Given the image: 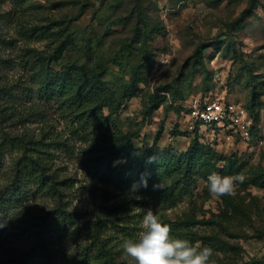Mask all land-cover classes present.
I'll list each match as a JSON object with an SVG mask.
<instances>
[{
	"label": "rangeland",
	"instance_id": "1",
	"mask_svg": "<svg viewBox=\"0 0 264 264\" xmlns=\"http://www.w3.org/2000/svg\"><path fill=\"white\" fill-rule=\"evenodd\" d=\"M140 38L147 50L133 43ZM122 44L126 66L119 72L111 60ZM96 63L107 64L108 72L94 92L71 106L83 111L101 105L102 113L96 117L87 122V113L80 117L84 127L60 106L58 96L46 101L37 95L47 65L59 70L62 65ZM132 66H142L137 95L125 100L116 94L106 100L115 82L130 77ZM69 74L74 86L82 84L83 91L89 87L81 77ZM0 87H4L0 106L10 108L1 115L7 117L0 116V142L5 134L42 142L47 170L54 180L66 183L60 186L62 195L36 190L32 183L23 185L17 194L20 201L7 209L0 257L19 256L30 248L37 224L62 199L72 211L100 205L109 209L110 218L127 227L124 232L129 235L120 227L105 235L118 258L129 264L134 262L121 245L140 231L143 213L137 214V207L152 208L162 222L175 226L172 232L181 228L195 238H187L190 241L212 247L213 264L264 261V189L252 183L257 173L264 172V0H0ZM205 91L246 105L254 125L249 139L235 134L213 138L190 129L185 109L179 110L172 98ZM156 94L162 99L160 105L144 116L142 99ZM109 108H114V126L102 131L131 134L135 148L156 146L175 154L185 153L197 142L219 156L223 175L243 173L246 181L235 196L215 198L208 192L207 180L186 178L180 170L165 183L180 181L181 197L172 205L163 201L159 190L134 193L141 197L136 199L130 191L116 189L103 173L117 172L126 164L120 161L127 160L113 148L116 140L103 136L97 140V130L92 131ZM104 144L112 149L105 151L108 161L96 175L83 163L104 154L99 153L106 150ZM20 154L16 148L2 151L0 192L10 188ZM174 232V237L183 238ZM87 243V233L71 227L66 238L56 243L60 263L79 264Z\"/></svg>",
	"mask_w": 264,
	"mask_h": 264
},
{
	"label": "trees",
	"instance_id": "2",
	"mask_svg": "<svg viewBox=\"0 0 264 264\" xmlns=\"http://www.w3.org/2000/svg\"><path fill=\"white\" fill-rule=\"evenodd\" d=\"M16 1L24 3L28 0ZM142 37L145 38L146 33L142 34ZM133 43H139L140 48L147 50L144 39L134 40ZM125 51L126 45L122 44L117 54L111 60L119 72L126 66ZM54 57V60L57 61L58 56L55 55ZM141 67L132 66L127 73L130 76L128 79L123 77L120 81L115 82L112 90L109 91L108 95H105L106 100L116 94H120V98L125 100H129L131 97L137 95L140 91L139 84L143 81L140 76L141 72H139ZM71 72L75 76L81 77L82 81L89 83V87L85 91H83L82 84L74 86L71 80H69V73ZM107 72L108 66L103 63L89 66L85 64L62 65L59 70H55L47 65L43 69V79L38 83L39 86L36 93L41 99H45L46 101L58 96L60 106H65L68 114L73 113L76 117L75 122L81 128L85 126L88 119H92L99 113H102L100 109L101 105H93L83 111H79L77 109L78 106L72 108L71 106L83 101L88 93L94 92L95 90L92 89H94L96 83L100 82V79ZM3 88L0 87V94L3 92ZM209 93L214 94L212 91H205L199 94L207 95ZM189 98L178 93L172 99L173 101H177L179 110L185 109L187 113L188 109L185 104ZM161 100V97L157 94L142 99V114L144 116L152 115L160 105ZM119 105L117 104L114 108H118ZM114 108H109L108 115L100 116L103 118L94 124L92 131L97 130V134L95 133L97 140H100L101 136L105 140L108 138L116 140L117 145L113 148L115 151L122 152V156L127 160L124 167L117 170V172L106 171L103 173L106 180L116 189L130 191L134 183H140L141 175L143 174L147 178L148 186L147 188L139 187L135 193L139 195L150 194L155 191L153 184L162 181L164 188L163 190H159V194L166 204L172 205L181 197L177 189L180 181L172 180L170 184L165 183L171 180L173 175L179 173L180 170L183 171L186 178L197 176L207 180L208 175L213 172L223 175V169L217 165L219 156L211 150L204 151L203 147L197 142L190 145L185 153L175 154L156 146H152L148 150L135 148L131 134L122 133L117 130L113 132L102 131L104 126H114L111 119ZM8 109L10 108L7 104H2L0 106V116L8 111ZM84 113H87L86 122L80 121V117L85 116ZM250 115L252 116L251 113ZM5 117L7 116H1V119ZM194 130H198V127L195 126ZM43 145L40 141H32L21 136H10L8 134H5L0 142V156L2 151L8 148H16L21 153L14 165V176L10 188L4 193L0 192V233L3 232L6 224L7 209L10 204L12 205L20 201V197L17 194L22 192L24 184L32 183L36 190L39 189L49 194L62 195L60 186L66 183L54 180L47 170L45 161L48 158L45 156L46 151ZM103 147L106 150L99 153L104 154H95L83 163L85 169H92L96 175L100 173L101 168L108 161V153H105V151L112 149L108 144H104ZM149 157H154L156 162L148 164ZM252 183L264 189V172L257 173L253 177ZM108 213L109 209L102 205L95 206L90 210L72 211L67 208L62 199H59L56 207L42 217V221L37 224L36 229L31 234L33 238L31 247L19 256L11 258L0 257V264H61L56 243L65 239L69 229L73 226H76L81 233L86 232L88 238V243L81 250L82 261L79 264H84L85 261L92 264H129L118 258L109 238L105 235L108 230H113L115 227H120L124 235H129L128 232H124L127 230V227L118 226L116 224L118 220L111 219ZM174 228L175 226L172 229L175 230ZM176 230L177 232L173 231L176 233V236L182 234L183 238L195 239L194 237H188V233H182L183 230L181 228H176ZM245 264H264V261L253 259L251 262Z\"/></svg>",
	"mask_w": 264,
	"mask_h": 264
},
{
	"label": "clouds",
	"instance_id": "3",
	"mask_svg": "<svg viewBox=\"0 0 264 264\" xmlns=\"http://www.w3.org/2000/svg\"><path fill=\"white\" fill-rule=\"evenodd\" d=\"M155 158L149 157L147 163H154ZM126 163V161H120ZM243 173L234 175H220L211 173L207 177V188L210 196L220 198L235 196L237 188L246 181ZM147 188L148 181L141 175L139 184L134 183L130 195L136 199L134 193L139 187ZM164 183L153 184L154 190H163ZM136 213H143L140 231L134 238H126L121 245L123 253L134 264H213L212 257L215 250L202 242H192L187 238L174 237L169 224L162 222L158 213L152 208L135 209Z\"/></svg>",
	"mask_w": 264,
	"mask_h": 264
},
{
	"label": "built area",
	"instance_id": "4",
	"mask_svg": "<svg viewBox=\"0 0 264 264\" xmlns=\"http://www.w3.org/2000/svg\"><path fill=\"white\" fill-rule=\"evenodd\" d=\"M185 106L190 129L198 127L200 135L213 138L237 135L241 140L251 136L253 118L246 106L235 100L209 93L193 95Z\"/></svg>",
	"mask_w": 264,
	"mask_h": 264
}]
</instances>
